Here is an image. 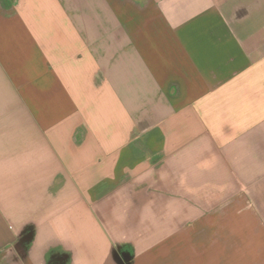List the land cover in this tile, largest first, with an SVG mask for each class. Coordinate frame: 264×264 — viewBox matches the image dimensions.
<instances>
[{
  "label": "crops",
  "instance_id": "crops-1",
  "mask_svg": "<svg viewBox=\"0 0 264 264\" xmlns=\"http://www.w3.org/2000/svg\"><path fill=\"white\" fill-rule=\"evenodd\" d=\"M0 264H264V0H0Z\"/></svg>",
  "mask_w": 264,
  "mask_h": 264
}]
</instances>
